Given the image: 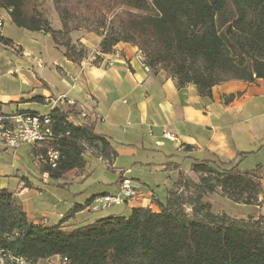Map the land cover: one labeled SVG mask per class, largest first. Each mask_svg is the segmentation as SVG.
<instances>
[{
    "label": "trees",
    "instance_id": "16d2710c",
    "mask_svg": "<svg viewBox=\"0 0 264 264\" xmlns=\"http://www.w3.org/2000/svg\"><path fill=\"white\" fill-rule=\"evenodd\" d=\"M51 1L60 29L51 27L36 0H0V8L18 28L48 34L73 63L88 57L87 49L70 37L82 29L101 38L94 63L118 43H130L150 69L169 74L177 88L193 84L201 97H211L214 86L228 81L264 79V0ZM0 44L12 42L0 35ZM233 98L229 95L224 102ZM33 100L42 102L43 97ZM79 114L74 106H57L46 115L51 135L35 142L30 154L36 159L51 148L59 155L54 167L37 162L40 174L58 180L82 171L90 155L112 164V142L95 131L96 119ZM259 169L194 160L188 173H178L165 202L154 201L157 210L135 206L128 215H109L71 229L62 222L79 205L59 224L36 225L14 194L0 189L1 253L6 264H11L9 257L38 264L53 256L62 264H264V216L215 214L206 201L219 191L234 203L260 204Z\"/></svg>",
    "mask_w": 264,
    "mask_h": 264
},
{
    "label": "crops",
    "instance_id": "0c3cea01",
    "mask_svg": "<svg viewBox=\"0 0 264 264\" xmlns=\"http://www.w3.org/2000/svg\"><path fill=\"white\" fill-rule=\"evenodd\" d=\"M0 18L4 20L0 35L12 42L0 44V113L34 110L45 116L54 107L74 106L96 119L95 131L107 136L116 151L110 166L90 155L84 170L70 171L58 180L40 174L29 153L36 167L31 170L34 176L19 165L12 174L18 178L16 186L8 189L0 179V189L14 194L30 221L59 224L74 205L79 210L62 222L67 229L109 215H128L135 206L157 210L154 201L165 202L178 173H188L194 160L239 167L253 157L252 169L260 168L263 189L258 196V203H263L254 208L264 216V79L228 81L214 86L211 97H201L193 84L177 88L161 69L145 71L139 49L130 43H118L111 54L100 55L94 63L101 38L92 32H71L72 43L79 41L90 52L80 63H73L48 34L14 29L3 8ZM6 24L15 30L12 34ZM50 25L61 28L60 21ZM110 59L112 65H107ZM229 95L234 98L225 103ZM35 96L43 101H34ZM23 146L31 147L17 148ZM9 149L13 148L0 146V152ZM119 172L121 178L130 180L132 198L99 208L98 197L119 190ZM6 175L0 170V177ZM60 262L59 256H53L38 264Z\"/></svg>",
    "mask_w": 264,
    "mask_h": 264
},
{
    "label": "built area",
    "instance_id": "2783aa9c",
    "mask_svg": "<svg viewBox=\"0 0 264 264\" xmlns=\"http://www.w3.org/2000/svg\"><path fill=\"white\" fill-rule=\"evenodd\" d=\"M4 20L0 18V30L3 26ZM138 58L142 61L145 71L149 72L151 69L144 64L143 56L138 52ZM96 54V53H94ZM107 65H112V60H107ZM87 115L85 112L80 113V117L83 119ZM51 135L49 128V119L45 115H34L25 111H15L13 113L5 114L0 113V146L6 148L16 149L22 145L32 146L35 142L44 140ZM58 152L49 148L44 156H39L35 159V162L42 161L50 164L54 167L58 160ZM133 188L131 187L130 180L128 178H121L119 183V190L116 193H107L96 200L98 207L105 209L114 205H121L126 200H129L133 196ZM0 249V264H6V259L1 253ZM11 264H26L23 260L9 257ZM66 259H63L65 262Z\"/></svg>",
    "mask_w": 264,
    "mask_h": 264
},
{
    "label": "rangeland",
    "instance_id": "374dc122",
    "mask_svg": "<svg viewBox=\"0 0 264 264\" xmlns=\"http://www.w3.org/2000/svg\"><path fill=\"white\" fill-rule=\"evenodd\" d=\"M36 6L37 9L39 10V12L47 19L51 22V24L53 25L55 23V21L58 23L59 19H58V15L56 14L52 1L51 0H36ZM7 32H9V34H12L15 30H13L12 28L8 27V24H6L5 26ZM17 27L15 26L14 29H16ZM18 29V28H17ZM20 29V28H19ZM78 32H84V30L82 31L79 30ZM95 34V33H94ZM13 48L14 52H17L18 49ZM87 49V48H86ZM88 55H89V50H87ZM38 108H40V106H38ZM30 153V148L27 146H23L20 148H17L15 151V154L13 153V149H9L7 152H0V170L4 173V174H9L6 176H1V184H4V186H7L8 189H13L14 186H16L17 184V177L12 176V174L14 173L15 167H18L19 165H23L25 166L29 172L26 173H20L17 172L16 174H28V176H34L33 173L31 172V170H35V164L33 163V161L31 160V157L29 156ZM15 155V156H14ZM17 156V157H16ZM16 157V158H15ZM255 159L256 158H250L246 161H244L243 163H241L239 165V168L241 170H250L253 168V166H255ZM108 175L110 172L107 171L105 172ZM39 174V173H38ZM262 187V186H261ZM263 191V189H262ZM206 201H208L211 204L212 207V212L215 214H226L230 217H234V218H248V217H253L256 218L261 214H258L256 211V209L254 208V206L256 205H244V204H240V203H234L231 200L227 199L221 192H216L214 194L209 195L208 197H206ZM263 201H260V204L258 205H262ZM59 264H62V262H60Z\"/></svg>",
    "mask_w": 264,
    "mask_h": 264
}]
</instances>
